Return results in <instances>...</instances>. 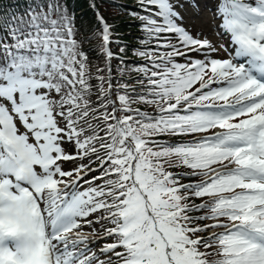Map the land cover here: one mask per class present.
Here are the masks:
<instances>
[{"label": "snow or ice", "instance_id": "6c2138e0", "mask_svg": "<svg viewBox=\"0 0 264 264\" xmlns=\"http://www.w3.org/2000/svg\"><path fill=\"white\" fill-rule=\"evenodd\" d=\"M97 2L0 0V264H264V0Z\"/></svg>", "mask_w": 264, "mask_h": 264}, {"label": "trees", "instance_id": "16d2710c", "mask_svg": "<svg viewBox=\"0 0 264 264\" xmlns=\"http://www.w3.org/2000/svg\"><path fill=\"white\" fill-rule=\"evenodd\" d=\"M113 2L117 4H122V3H131V0H113L110 1L106 6V9L109 11L108 14H112L114 16L113 22L117 23V31L120 32L125 36V39L122 41V44H133L135 42H131L132 36H135L138 32L136 28L128 26L127 20L124 17V15L115 7H113ZM79 6L82 7V11L85 12L84 20L89 21L90 19L93 18L92 11L88 13L90 10L85 8L88 6V0H78ZM103 6V5H102ZM131 33L132 36H129L128 34ZM115 50V49H114ZM127 60H134L135 57H133L132 52L129 51L128 56L125 58ZM115 63V62H114Z\"/></svg>", "mask_w": 264, "mask_h": 264}, {"label": "rangeland", "instance_id": "374dc122", "mask_svg": "<svg viewBox=\"0 0 264 264\" xmlns=\"http://www.w3.org/2000/svg\"><path fill=\"white\" fill-rule=\"evenodd\" d=\"M97 7L99 8L101 14L104 15L105 18L108 19V21L110 23H114L113 22L114 16L112 14H108L109 11L106 9V7H104L102 5H97ZM115 24H117V23H115ZM201 25H203L208 38H210L214 42L218 41L219 37L213 31V29L211 27V21H210V18L208 16L203 17L202 20L197 23V27H200ZM131 42H135V41L131 40Z\"/></svg>", "mask_w": 264, "mask_h": 264}, {"label": "bare ground", "instance_id": "6f19581e", "mask_svg": "<svg viewBox=\"0 0 264 264\" xmlns=\"http://www.w3.org/2000/svg\"><path fill=\"white\" fill-rule=\"evenodd\" d=\"M110 1H113V0H98L97 5H103V6H106ZM116 1H118V0H116ZM85 8L88 9V6L85 7ZM90 12H91V10H90L88 13H90Z\"/></svg>", "mask_w": 264, "mask_h": 264}]
</instances>
